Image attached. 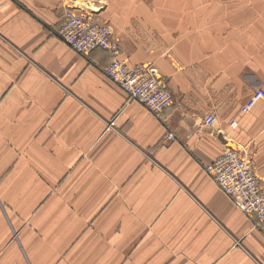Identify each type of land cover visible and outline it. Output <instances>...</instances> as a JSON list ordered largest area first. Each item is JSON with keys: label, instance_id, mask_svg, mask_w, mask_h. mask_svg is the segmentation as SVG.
I'll list each match as a JSON object with an SVG mask.
<instances>
[{"label": "crops", "instance_id": "obj_1", "mask_svg": "<svg viewBox=\"0 0 264 264\" xmlns=\"http://www.w3.org/2000/svg\"><path fill=\"white\" fill-rule=\"evenodd\" d=\"M72 1L0 0V264H264V234L201 167L246 145L264 188V99L239 110L264 89V11H158L148 43L113 22L174 96L155 118L105 77L107 51L57 37Z\"/></svg>", "mask_w": 264, "mask_h": 264}, {"label": "built area", "instance_id": "obj_2", "mask_svg": "<svg viewBox=\"0 0 264 264\" xmlns=\"http://www.w3.org/2000/svg\"><path fill=\"white\" fill-rule=\"evenodd\" d=\"M64 22L56 31L57 37L76 54L86 57L96 49L107 51L111 60L103 69L105 77L118 86L127 100L141 104L150 115L159 118L171 107L174 96L161 79L158 70L149 63H130L123 55L120 40L99 11L83 3L71 2L63 5ZM264 99V89L256 87L241 104V113H247L259 100ZM216 122L213 113H207L202 120L204 126ZM114 126L109 121L107 129ZM230 128L237 122L231 120ZM172 131L166 134L167 141H173ZM219 190L233 206L252 222V227L264 234V188L259 182L253 161L225 140L221 153L211 162L201 166Z\"/></svg>", "mask_w": 264, "mask_h": 264}, {"label": "rangeland", "instance_id": "obj_3", "mask_svg": "<svg viewBox=\"0 0 264 264\" xmlns=\"http://www.w3.org/2000/svg\"><path fill=\"white\" fill-rule=\"evenodd\" d=\"M72 2H80L100 11L101 17L106 19L113 32L115 29L112 23L115 22L119 25L122 34L138 36L146 43L160 38L161 33L154 30L156 29L154 25L157 24L152 19L153 14H160L158 11H176V23L180 20L187 23V11H264V0H78ZM258 14L260 12H257ZM154 19L157 20V17ZM184 30L185 32H178L174 29L173 34L175 36L179 33L181 36L187 34V27ZM114 34L120 40V35L116 32ZM231 145L253 161L246 145L233 142Z\"/></svg>", "mask_w": 264, "mask_h": 264}]
</instances>
